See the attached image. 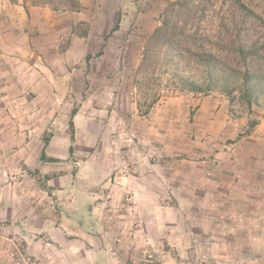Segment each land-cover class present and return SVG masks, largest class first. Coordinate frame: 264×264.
Returning <instances> with one entry per match:
<instances>
[{
	"label": "rangeland",
	"instance_id": "rangeland-1",
	"mask_svg": "<svg viewBox=\"0 0 264 264\" xmlns=\"http://www.w3.org/2000/svg\"><path fill=\"white\" fill-rule=\"evenodd\" d=\"M53 1L54 25L35 50L0 38V264H38L64 224L89 218L117 240L105 249L118 264H138L145 250L161 264H264V93L249 100L233 73L264 71L238 52L264 43V0H242L254 13L234 0H85V20ZM165 21L183 57L161 39L149 44ZM198 52L215 54L233 93L222 83L192 90L208 79ZM43 149L58 161L42 160ZM247 162L261 171L258 194L241 178L243 196L222 200L219 185L203 181L208 166L222 176L214 164H238L232 176L249 172ZM142 175L175 183L148 195L113 189Z\"/></svg>",
	"mask_w": 264,
	"mask_h": 264
},
{
	"label": "crops",
	"instance_id": "crops-1",
	"mask_svg": "<svg viewBox=\"0 0 264 264\" xmlns=\"http://www.w3.org/2000/svg\"><path fill=\"white\" fill-rule=\"evenodd\" d=\"M80 2L83 6L86 5L85 0H80ZM72 15L75 17V20L86 19L84 16H82L83 11L75 12ZM0 16V38L3 41L10 42L13 39H17V43L15 42V44H18V41L22 42L23 40L27 39L29 46L33 47L36 46L33 39H37V37L42 35L40 33L48 30L50 26L54 25L55 12L48 3L36 5L31 0H1ZM7 16H9V19L14 24L13 30L17 34L16 37L7 36L10 33H5L7 31V27L4 22H8L9 20ZM2 32L5 34H1ZM33 48V50L36 49L35 47ZM14 51L16 52V50ZM34 53L37 54L36 51ZM147 116L148 115H145L143 118ZM237 165L238 164L231 163H220L219 165L214 164L215 167L220 168L218 171L221 172L222 176H215L212 174V171L215 168L213 167V169L211 168V170H209L208 168L212 166H208V174L203 177V181L212 183L213 185H219L217 188H221L220 198L222 200H229L231 197L241 198L243 196V190L248 186L245 185L244 189L238 186V184L241 183V178L245 179L247 182L251 181L250 184H252L253 189L255 188L254 191L257 193L255 181L258 180L259 182L261 178L260 169L256 168L252 164L249 165L247 162L245 167L249 169V172L247 170H242V174L237 173L232 176H230L229 173H226L236 172ZM241 167H243V165ZM256 177H258V179ZM166 181L175 183L174 178L166 177L165 175L131 176L125 177L121 181L118 180V183H124L126 185L125 187L115 185L113 189L119 193L133 191L134 193H144L148 195L154 192L149 188L157 186V191H159L158 188H160V186L163 187ZM200 181L201 179H195V182L197 183H200ZM232 181L233 183L236 181L234 187L239 189V191L235 193V190L231 189ZM195 187L198 188L201 186L196 184ZM196 191L199 190L195 189V191L193 190V193H198ZM206 193L208 192L206 191ZM225 205L226 206H224L223 202L224 208H222V212L224 213V210L226 207H228L227 211L230 213L228 206L229 202L226 201ZM237 210L238 213H242V215H244L242 208ZM89 219L92 221L91 224L83 222H78L77 224H64L62 240L60 242L52 240L51 243H49L50 246L47 248L44 260L38 264H118L119 259L117 252L115 250L105 249V246L111 247L112 245H117V240L107 238L106 234L109 232H107L106 228L102 230L103 228L100 221H96L94 218ZM238 225L239 226L236 227L237 229L241 227L240 223ZM65 230L67 233H71L76 237L71 238L70 236H66Z\"/></svg>",
	"mask_w": 264,
	"mask_h": 264
},
{
	"label": "trees",
	"instance_id": "trees-1",
	"mask_svg": "<svg viewBox=\"0 0 264 264\" xmlns=\"http://www.w3.org/2000/svg\"><path fill=\"white\" fill-rule=\"evenodd\" d=\"M34 4L39 5V4H43V3H48L50 5H54V9L58 10L59 7L55 6L54 1L53 0H31ZM59 4L62 5V7L64 8L65 12H79L81 10V2L80 0H59ZM234 4H236L238 7V10H241L242 13H254V10L252 8H250L249 6H247L244 2H242V0H234L233 1ZM164 25L157 28L156 31L153 33V35L151 36L150 40H149V44L152 42V40L154 39H161V41L164 42V45L169 47L170 49H174V48H178V52H176L175 56L177 57H183L184 56V52H182L181 48L182 47V43L180 40H178L177 36L174 34H171L168 31V27L170 26L168 21H165V23H163ZM178 26V23L176 24ZM176 28V26H175ZM82 36H87V33L85 34H81ZM163 38V40H162ZM148 44V45H149ZM247 46L245 44H240L238 47V52L240 53L243 61H247V56L252 55L253 58H256L257 61H261L260 63H262L264 65V43L261 44V47H259L256 43H254L253 45L249 46L251 47L250 49L246 48ZM150 48H146V52H145V58H144V62H146V60L149 59L150 57ZM194 58L196 59L200 65H203L206 68V74H207V82H202V83H198L195 81H192V90L194 91H199V92H204L207 90H210L212 87H214V85H218L219 83H222L223 85H225V89L226 91H228V93H233V89H235V87H231L229 86V84L227 83L228 77L225 76V70L226 67L224 66H220L219 64H217L218 62L215 60V54L212 53H208V54H202V53H197L195 55H193ZM143 62V64H144ZM234 74H238L240 79L243 81V87H245V96L251 100V95L252 92L254 91L253 89H259L264 93V71L261 67L256 68V70H251L250 68H246L245 70H233ZM187 81V80H186ZM77 110L74 109L72 112V118L70 120V128H71V137L72 139H74L75 137V123H74V119L73 117L76 115ZM148 114V111L145 113ZM48 143L49 142V138H47L46 140ZM70 153L73 155L74 153V146L70 147ZM41 159L42 160H48L50 159L51 161H58L57 158H50L47 153L46 150L43 149L41 152Z\"/></svg>",
	"mask_w": 264,
	"mask_h": 264
},
{
	"label": "built area",
	"instance_id": "built-area-1",
	"mask_svg": "<svg viewBox=\"0 0 264 264\" xmlns=\"http://www.w3.org/2000/svg\"><path fill=\"white\" fill-rule=\"evenodd\" d=\"M21 260H17V264H22ZM138 264H161V259L153 252L145 250L144 254L138 260Z\"/></svg>",
	"mask_w": 264,
	"mask_h": 264
}]
</instances>
